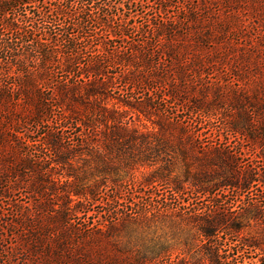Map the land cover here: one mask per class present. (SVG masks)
I'll list each match as a JSON object with an SVG mask.
<instances>
[{
	"label": "trees",
	"instance_id": "obj_1",
	"mask_svg": "<svg viewBox=\"0 0 264 264\" xmlns=\"http://www.w3.org/2000/svg\"><path fill=\"white\" fill-rule=\"evenodd\" d=\"M159 1L0 0V264H264V0Z\"/></svg>",
	"mask_w": 264,
	"mask_h": 264
},
{
	"label": "rangeland",
	"instance_id": "obj_2",
	"mask_svg": "<svg viewBox=\"0 0 264 264\" xmlns=\"http://www.w3.org/2000/svg\"><path fill=\"white\" fill-rule=\"evenodd\" d=\"M122 1H126V0H122ZM138 3L135 4L133 7H131L130 11L131 13H127L130 14L131 16L133 14H137L136 18L134 19L137 23H144V25L147 27L148 22H146V18H158L160 17L161 13L158 11V8L160 7L159 4V0H136ZM172 4H173V8H172V12L170 13V15H178L179 14V5H181V2L184 3L185 0H171ZM39 7H41L40 9L45 8V10H48L46 8V6L50 9H53L56 6L55 0H44V2H38ZM158 7V8H157ZM10 8V7H9ZM76 9V6L73 7V10ZM181 15V14H180ZM263 30V29H262ZM262 33L264 34V31H262ZM254 34H258V31H255ZM136 38L140 37V34L135 33ZM260 42H262L261 39H258ZM175 108H179L182 109L180 106H175ZM182 112V110H181ZM185 115H187V117H192L191 113L188 112H184ZM214 125L218 126V128L220 129L221 132H223L226 136H228L227 131L225 130V127L222 123L221 120H214L213 121ZM229 137V136H228ZM233 142L235 145V150L240 151L241 149H244L245 151H247V155L245 156V160L252 162L253 164H258V158L256 156V152L255 150H253L251 147H249V144L247 142H244L242 139H240L238 136L233 138ZM255 195L260 194V191H256L255 190ZM257 193V194H256ZM113 196V192L111 191V194ZM237 193L234 191H230L229 195L227 197H225L226 200H228V202H233V200L236 198ZM17 199L19 198H23L21 194L17 195L16 197ZM128 199H131L130 197H128ZM204 199V198H203ZM201 199V200H203ZM200 200V201H201ZM264 200V199H262ZM105 203V202H104ZM104 203L102 202H97L94 204H88L86 205V209L91 210L89 211V214H95L94 216L96 218H98L99 215H101V211L104 210V208L109 209V206H106V203L104 205ZM206 203V202H204ZM264 204V203H263ZM232 205L231 203L228 204ZM7 208V207H6ZM82 216H84V213H82ZM167 234L165 235L166 237L169 238H173L175 236H177V238L179 236H181L180 234H177V231H171V230H167ZM176 233V234H174ZM246 236H248V239L251 238H260V241L262 242V245L264 246V224L260 223H256L254 222L253 224H251V226H248L245 229ZM175 238V239H177ZM246 249L239 253L243 256V259L246 262L252 261L253 259H249V257L251 256H256V253L254 252L253 248L249 247V246H245ZM256 260V259H255Z\"/></svg>",
	"mask_w": 264,
	"mask_h": 264
}]
</instances>
